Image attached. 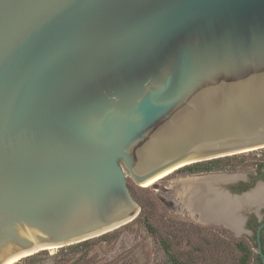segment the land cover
Listing matches in <instances>:
<instances>
[{"label": "water", "instance_id": "95a60500", "mask_svg": "<svg viewBox=\"0 0 264 264\" xmlns=\"http://www.w3.org/2000/svg\"><path fill=\"white\" fill-rule=\"evenodd\" d=\"M263 148L264 0H0V264L134 220L128 178Z\"/></svg>", "mask_w": 264, "mask_h": 264}, {"label": "rangeland", "instance_id": "374dc122", "mask_svg": "<svg viewBox=\"0 0 264 264\" xmlns=\"http://www.w3.org/2000/svg\"><path fill=\"white\" fill-rule=\"evenodd\" d=\"M222 164L223 169L195 174L186 166L148 186L128 178L140 207L134 220L86 244L46 249L16 264H173L172 259L181 264H238L242 253L229 232L223 233L222 225L201 221L200 210L187 207L183 185L196 177H208L213 186L221 180L220 188H227L231 180H247L264 166V148L224 157Z\"/></svg>", "mask_w": 264, "mask_h": 264}, {"label": "flooded vegetation", "instance_id": "af4514ba", "mask_svg": "<svg viewBox=\"0 0 264 264\" xmlns=\"http://www.w3.org/2000/svg\"><path fill=\"white\" fill-rule=\"evenodd\" d=\"M234 181H229L232 183L227 188L212 185L211 189L217 188L223 193L220 196L221 203H218L221 215L218 214V219L210 223L222 225V232H229L230 240L238 250L240 247L250 250V262L264 264L261 256V253L264 256V200L260 203L253 201L260 191L264 192V166L260 167L257 175L247 180Z\"/></svg>", "mask_w": 264, "mask_h": 264}, {"label": "bare ground", "instance_id": "6f19581e", "mask_svg": "<svg viewBox=\"0 0 264 264\" xmlns=\"http://www.w3.org/2000/svg\"><path fill=\"white\" fill-rule=\"evenodd\" d=\"M171 173H173V172L170 171L168 173H165V174L149 181L148 183L144 184L143 186L151 185L152 183H155L159 179H162ZM209 180H211V179H208V177H207V179L206 178L200 179L197 177L192 178V179H188L184 182L183 192H182L183 196H185L186 199H189V204L187 207H189L190 210H191V208L199 209L200 210L199 212L201 214V221H205V222L216 221L218 219V217H219L218 214H220L219 213L220 208H219L218 203H221L219 201L221 198L220 196L223 193L222 191L221 192L218 191L219 189H217V188L211 190V188H212L211 185H213L212 184L213 182L211 183V181H209ZM215 184H216L215 186L218 185V183H215ZM215 190H217L218 193L215 192ZM263 200H264V192L263 191H260L259 195L258 196L256 195L253 199V201L256 203L263 202ZM247 203H248V201H247ZM222 208H225V207H222ZM226 209H228V208H226ZM222 213H224V211H222ZM55 248H57V247L38 248V249H34L31 251L22 253L20 255H15L6 264H16L21 259L33 256V255H35L41 251H44L46 249L53 250Z\"/></svg>", "mask_w": 264, "mask_h": 264}, {"label": "trees", "instance_id": "16d2710c", "mask_svg": "<svg viewBox=\"0 0 264 264\" xmlns=\"http://www.w3.org/2000/svg\"><path fill=\"white\" fill-rule=\"evenodd\" d=\"M224 160V158H219V159H214V160H210L207 162H201V163H195L192 165H189L186 167V170L189 171V173L195 174V173H203V172H211V171H215V170H220L225 168V164H222V161ZM148 228L152 229L149 225ZM87 241H85L83 244H86ZM165 245H167L166 249H169V245L165 242ZM241 249L240 252L242 253L238 264H249V258L251 256V252L248 249H245L243 247H240ZM172 259V258H171ZM173 264H181L178 261H174L172 259L171 261Z\"/></svg>", "mask_w": 264, "mask_h": 264}]
</instances>
